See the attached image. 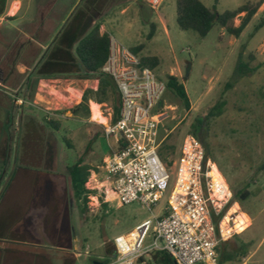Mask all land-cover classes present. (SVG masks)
<instances>
[{
    "label": "rangeland",
    "instance_id": "1",
    "mask_svg": "<svg viewBox=\"0 0 264 264\" xmlns=\"http://www.w3.org/2000/svg\"><path fill=\"white\" fill-rule=\"evenodd\" d=\"M12 1L6 0L0 14V80L23 103L3 102L0 108V198L10 194L0 212V264L110 262L116 237L164 215L168 207L173 182L152 209L140 202L119 206L110 201L103 166L114 141L106 138L105 124L90 121L93 103L90 115L71 111L87 89L99 86L96 77L78 72L75 52L77 41L97 24L133 52L144 44L135 53L160 59L157 77L177 76L184 84L190 109L172 93L162 102L164 144L174 146L175 153L162 148L159 157L165 165L179 161L185 137L193 135L197 119L203 122L199 141L233 194L222 226L224 234L232 229L234 235L224 249L243 252L237 264H264V2L240 37L218 24L201 37L179 27L177 0H165L157 10L146 0H18L22 7L10 14ZM201 1L222 14L260 0ZM244 15L231 24L239 26ZM152 24L155 35L148 39ZM240 61L255 70L241 76ZM117 101L118 95L110 94L99 104L107 120ZM221 101L226 102L223 113L211 115ZM45 117L59 119L61 130L50 128ZM79 158L93 168L86 186L97 192L89 196L87 216L73 197L67 169ZM17 167L28 170L18 169L6 190ZM241 190H249V198L234 201ZM239 212L251 225L236 233Z\"/></svg>",
    "mask_w": 264,
    "mask_h": 264
},
{
    "label": "built area",
    "instance_id": "2",
    "mask_svg": "<svg viewBox=\"0 0 264 264\" xmlns=\"http://www.w3.org/2000/svg\"><path fill=\"white\" fill-rule=\"evenodd\" d=\"M164 1L146 0L154 10ZM102 72L115 83L119 108L118 119L114 121L113 115L108 120L105 136L114 141L113 148L125 144L124 149L111 152L103 166L110 201L119 206L140 202L152 209L171 182L173 186L164 215L116 237L113 258L99 264H156L153 254L157 252L169 253L176 264H219V247L234 234H224L222 226L233 194L217 165L193 135L185 137L179 161L171 166L161 161L166 82L112 36Z\"/></svg>",
    "mask_w": 264,
    "mask_h": 264
},
{
    "label": "trees",
    "instance_id": "3",
    "mask_svg": "<svg viewBox=\"0 0 264 264\" xmlns=\"http://www.w3.org/2000/svg\"><path fill=\"white\" fill-rule=\"evenodd\" d=\"M263 2L264 0L247 2L234 10H227L220 14L215 7L205 6L201 0H177V23L182 30L194 31L201 37H206L216 24L226 28L230 35L240 37L262 6ZM3 3H6V0H4ZM243 13L245 15L242 17L240 25L237 27L232 25L231 23L234 19ZM155 27L154 24L151 25L148 39L154 37ZM143 48L144 44H141L134 51L138 53ZM109 50L110 35L106 32H101L100 24L95 25L87 34L77 41L75 52L79 61L78 72L84 77H96L99 80V86L97 90L87 89L84 92L82 101L71 110L74 116H80L84 112L87 115H90L89 103L91 100L98 104H103L108 101L110 94L115 95L117 99L118 94L113 79L111 76L102 72V68L109 56ZM141 61L144 67H148L152 70H155L160 65V59L157 56L141 57ZM254 70L255 68H251L248 63L243 61H240L237 67V72L241 76L249 74ZM164 81L167 85V93L175 95L186 109H190L191 101L186 88L180 79L177 76L167 75ZM225 105V101L219 102L211 111V115H221ZM118 115L119 108L117 101L114 110V121L118 119ZM45 121H47V117H45ZM47 124L55 131H60L62 128L61 122L57 118H51L47 121ZM192 127L193 136L201 141L198 133L203 127V122L197 119L196 124ZM164 143L165 141L162 143L160 149L167 148L168 151L175 153L174 146ZM67 144L69 148H72L70 141H67ZM124 148L125 144H121L117 149L112 148L111 152L122 150ZM207 157L209 156L207 155ZM172 164L173 161H170L169 166ZM67 169L70 176L73 197L76 200L81 213L84 216H87L89 213V196L97 193L95 190H90L86 186L93 168L85 163L82 158H79L69 165ZM249 196V190H241L235 194L234 201H244L248 199ZM102 205L103 207H107L108 203H103ZM226 245L227 242L225 241L219 247V264H237L240 262V257L243 252L234 251L229 253L224 249ZM153 260L156 264H176L175 260L167 252H157L153 254Z\"/></svg>",
    "mask_w": 264,
    "mask_h": 264
},
{
    "label": "crops",
    "instance_id": "4",
    "mask_svg": "<svg viewBox=\"0 0 264 264\" xmlns=\"http://www.w3.org/2000/svg\"><path fill=\"white\" fill-rule=\"evenodd\" d=\"M13 2V5H12V7H11V9H10V14H15L16 12H17V10H18V8L21 6L22 7V3H21V1H18V0H13L12 1ZM14 8H15V11H14ZM14 17V16H13ZM18 71H22L21 70V68H20V70L18 69ZM13 92H15V91H13V90H11L10 88H8V87H4V85L2 84V82H1V80H0V108H1V110H3V104L4 103H11L13 106H14V104H16V103H19V100H21L20 99V97H17V95H16V93L15 94H13ZM84 94V93H83ZM82 97H83V95H82ZM82 101V100H81ZM4 102V103H3ZM3 103V104H2ZM90 103H96L95 101H93V100H91L90 101ZM90 103H89V105H90ZM96 104H98V103H96ZM5 111V110H4ZM7 114H8V112H7ZM90 121H93V120H90ZM90 123H94V122H90ZM113 147V146H112ZM3 159V161L1 162V164H2V166H6V160L8 159V155H6L5 154V156L4 157H2ZM4 164V165H3ZM1 168V167H0ZM3 168V167H2ZM20 169H23V170H28L27 169V167H19V170ZM32 169V168H31ZM19 170H16V172H15V174L13 175V177H12V180L10 181V183L8 184V187H7V189L6 190H8V188L9 187H11L12 188V186H13V181H14V179L15 178H17V175L19 174ZM6 174H7V171H5V175H4V178H5V176H6ZM0 178H1V175H0ZM3 178V179H4ZM2 179V180H3ZM2 182L3 181H1V183H0V185L2 184ZM8 193H4V195L0 198V212H1V209L2 208H4V200L6 199V196L8 197V196H10V194L9 195H7ZM110 196L112 197V194L110 193ZM109 196V197H110ZM31 201H33L32 199H30Z\"/></svg>",
    "mask_w": 264,
    "mask_h": 264
},
{
    "label": "bare ground",
    "instance_id": "5",
    "mask_svg": "<svg viewBox=\"0 0 264 264\" xmlns=\"http://www.w3.org/2000/svg\"><path fill=\"white\" fill-rule=\"evenodd\" d=\"M14 11H15V8H14ZM72 92V91H71ZM71 96V95H70ZM78 100V98H76ZM66 100H68L66 98ZM70 101V99H69ZM61 102V101H60ZM74 103V102H73ZM72 103V104H73ZM68 104V103H67ZM66 104V105H67ZM65 105V106H66ZM91 111H92V120L95 121V122H99V123H102V124H105L107 125V122L108 120L106 119V117L103 116L102 112H101V105L99 104H96V103H93L91 105ZM95 177V176H94ZM235 207V205H234ZM233 207V208H234ZM232 214L233 213V210H232ZM251 225V220L242 212H239L237 213L235 219H234V227H233V230L236 232V233H239L240 231L248 228L249 226ZM228 226V225H227ZM225 228V227H224ZM228 230V229H227ZM232 231L229 230L227 231V235H229V233ZM231 238V237H230ZM229 239V238H228Z\"/></svg>",
    "mask_w": 264,
    "mask_h": 264
},
{
    "label": "flooded vegetation",
    "instance_id": "6",
    "mask_svg": "<svg viewBox=\"0 0 264 264\" xmlns=\"http://www.w3.org/2000/svg\"><path fill=\"white\" fill-rule=\"evenodd\" d=\"M3 1L4 0H0V13L3 11V7H5V3H3ZM19 169V167H17V169L16 170H18ZM12 180V179H11ZM10 180V181H11Z\"/></svg>",
    "mask_w": 264,
    "mask_h": 264
},
{
    "label": "water",
    "instance_id": "7",
    "mask_svg": "<svg viewBox=\"0 0 264 264\" xmlns=\"http://www.w3.org/2000/svg\"><path fill=\"white\" fill-rule=\"evenodd\" d=\"M98 264V263H97Z\"/></svg>",
    "mask_w": 264,
    "mask_h": 264
}]
</instances>
